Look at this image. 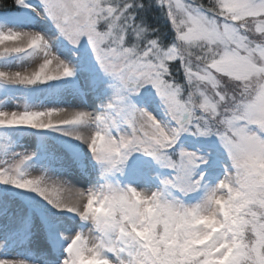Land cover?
<instances>
[{"label": "snow or ice", "instance_id": "obj_1", "mask_svg": "<svg viewBox=\"0 0 264 264\" xmlns=\"http://www.w3.org/2000/svg\"><path fill=\"white\" fill-rule=\"evenodd\" d=\"M12 246L0 264H264V0H0Z\"/></svg>", "mask_w": 264, "mask_h": 264}, {"label": "bare ground", "instance_id": "obj_2", "mask_svg": "<svg viewBox=\"0 0 264 264\" xmlns=\"http://www.w3.org/2000/svg\"><path fill=\"white\" fill-rule=\"evenodd\" d=\"M71 178V177H70ZM25 250L23 249V247L20 246H12L6 249H0V256L3 255H25Z\"/></svg>", "mask_w": 264, "mask_h": 264}, {"label": "trees", "instance_id": "obj_3", "mask_svg": "<svg viewBox=\"0 0 264 264\" xmlns=\"http://www.w3.org/2000/svg\"><path fill=\"white\" fill-rule=\"evenodd\" d=\"M9 2H10V0H9Z\"/></svg>", "mask_w": 264, "mask_h": 264}]
</instances>
